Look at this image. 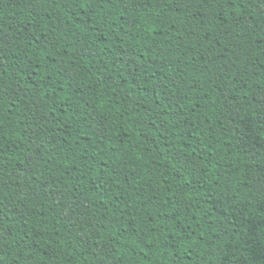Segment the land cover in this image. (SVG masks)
Segmentation results:
<instances>
[{
    "label": "trees",
    "instance_id": "1",
    "mask_svg": "<svg viewBox=\"0 0 264 264\" xmlns=\"http://www.w3.org/2000/svg\"><path fill=\"white\" fill-rule=\"evenodd\" d=\"M262 5L0 0L3 264H264Z\"/></svg>",
    "mask_w": 264,
    "mask_h": 264
},
{
    "label": "snow or ice",
    "instance_id": "2",
    "mask_svg": "<svg viewBox=\"0 0 264 264\" xmlns=\"http://www.w3.org/2000/svg\"><path fill=\"white\" fill-rule=\"evenodd\" d=\"M145 0H73V3H78L81 8L85 10V13H87V10L91 8L93 4L101 5L104 7H107L109 5L113 4H123L125 6V9L128 7L135 5V4H143ZM159 3L161 4H167L170 2H174L177 5L184 4L185 6L189 3L195 2L201 5L207 4L209 6L214 5V4H219L221 3V0H158ZM236 6V0H232V7ZM262 8H264V5H262ZM157 18H159V14H157ZM207 17H205L206 19ZM252 27H256L255 23H253ZM261 28H264V23L260 25ZM162 30V29H158ZM264 39V37H262ZM38 40V38H37ZM3 47V39L0 38V48ZM2 54V53H0ZM264 63V61H262ZM6 71L4 73H0V75H5ZM247 73H245L246 75ZM245 86H247V82H245ZM261 90L264 91V83H261L260 85ZM264 98V97H262ZM264 106V105H262ZM4 124H3V114H0V139H2L3 136V130ZM98 139L104 140L106 139V136L101 135L98 137ZM84 164L86 167L90 168L91 167V162L88 160H84ZM78 167V166H77ZM107 167V162L105 161V168ZM264 167V166H262ZM81 175H84V173H81ZM260 182L264 184V173L261 174L260 176ZM3 201H0V204H2ZM76 207H79V205L73 206V211L76 210ZM3 225H4V220H3V209L0 208V239L3 237ZM110 254V253H109ZM7 259V250L3 249L2 246H0V264H3V261Z\"/></svg>",
    "mask_w": 264,
    "mask_h": 264
}]
</instances>
